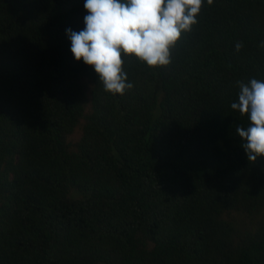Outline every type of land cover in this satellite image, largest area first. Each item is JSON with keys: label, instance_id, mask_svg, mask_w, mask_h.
<instances>
[{"label": "trees", "instance_id": "trees-1", "mask_svg": "<svg viewBox=\"0 0 264 264\" xmlns=\"http://www.w3.org/2000/svg\"><path fill=\"white\" fill-rule=\"evenodd\" d=\"M85 14L0 0V264H264V156L230 107L264 79V0H203L168 65L122 56L123 94L70 52Z\"/></svg>", "mask_w": 264, "mask_h": 264}, {"label": "clouds", "instance_id": "clouds-1", "mask_svg": "<svg viewBox=\"0 0 264 264\" xmlns=\"http://www.w3.org/2000/svg\"><path fill=\"white\" fill-rule=\"evenodd\" d=\"M209 4L212 0H207ZM203 0H83L86 14L79 31L66 29L73 58L90 66L106 92L123 94L133 84L122 56H135L149 67L170 63L171 49L191 31ZM242 47L236 45L237 51ZM232 110L248 118L236 133L251 161L264 156V79L237 81Z\"/></svg>", "mask_w": 264, "mask_h": 264}, {"label": "rangeland", "instance_id": "rangeland-1", "mask_svg": "<svg viewBox=\"0 0 264 264\" xmlns=\"http://www.w3.org/2000/svg\"><path fill=\"white\" fill-rule=\"evenodd\" d=\"M81 129H77L76 132L71 136V139L77 141L81 137Z\"/></svg>", "mask_w": 264, "mask_h": 264}]
</instances>
